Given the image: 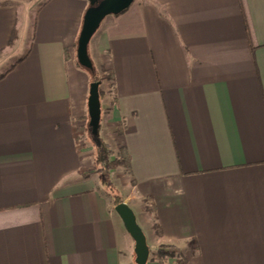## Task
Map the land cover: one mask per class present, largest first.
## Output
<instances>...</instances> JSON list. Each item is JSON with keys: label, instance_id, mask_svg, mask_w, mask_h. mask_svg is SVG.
<instances>
[{"label": "crops", "instance_id": "0c3cea01", "mask_svg": "<svg viewBox=\"0 0 264 264\" xmlns=\"http://www.w3.org/2000/svg\"><path fill=\"white\" fill-rule=\"evenodd\" d=\"M88 8L45 0L30 26L0 4V75L23 57L0 80V264H134L78 137ZM87 56L110 75L100 137L127 154L123 202L150 206L149 251L264 264V0H134L101 21Z\"/></svg>", "mask_w": 264, "mask_h": 264}, {"label": "water", "instance_id": "95a60500", "mask_svg": "<svg viewBox=\"0 0 264 264\" xmlns=\"http://www.w3.org/2000/svg\"><path fill=\"white\" fill-rule=\"evenodd\" d=\"M134 0H101L97 5L87 9L82 28L77 41V61L83 68H92L87 56V46L92 35L106 16L118 15L128 9ZM98 83L89 85L87 101L88 132L93 142L97 144L98 126L100 122L101 104L98 93ZM115 213L122 221L126 233L134 242V264H146L149 257V247L145 235L136 221L133 211L124 202L114 207Z\"/></svg>", "mask_w": 264, "mask_h": 264}, {"label": "trees", "instance_id": "16d2710c", "mask_svg": "<svg viewBox=\"0 0 264 264\" xmlns=\"http://www.w3.org/2000/svg\"><path fill=\"white\" fill-rule=\"evenodd\" d=\"M101 0H89V8L97 5ZM23 57L16 61L5 73L0 75V80L5 78V76L11 72L15 65L19 62H21ZM81 67V66H80ZM90 76V84L91 83H98V93H99V100L100 104L105 98L104 96V82L106 80H110V75L107 73L108 77L102 78L99 77L95 69L92 67L90 69L83 68ZM87 128V127H86ZM88 129V128H87ZM88 134V132H87ZM79 140V139H77ZM97 144L96 146V154L94 156V162L93 165L100 170L102 177H99L100 183L102 186L106 187L109 191H114L111 181H110V173L116 168V167H123L126 171L129 169V161L127 154L123 147L119 148L116 152L113 151V149L105 143L102 138L100 137V122L98 126V137H97ZM110 194V193H109ZM112 201L114 205H117L119 203H122L123 200L120 196L116 195L112 198ZM156 229V227H155ZM173 247L171 246H165V247H159L156 249L155 252L149 253V257L146 264H166L167 260L173 255L170 250H172Z\"/></svg>", "mask_w": 264, "mask_h": 264}, {"label": "rangeland", "instance_id": "374dc122", "mask_svg": "<svg viewBox=\"0 0 264 264\" xmlns=\"http://www.w3.org/2000/svg\"><path fill=\"white\" fill-rule=\"evenodd\" d=\"M45 0H0V4H10L13 6H16L17 9L19 10V12L23 13L25 12L27 14V17L29 19L30 22V26L32 25L33 22V17L35 14V11L37 10V8L44 2ZM109 17V16H106ZM105 17V18H106ZM99 77L105 78L108 77L107 74H99L97 73ZM104 96L105 98L103 99V102L105 100L108 99V97H111L112 95V89H111V81L110 80H106L104 82ZM88 128V126H87ZM88 129H86L85 134H81L80 136V140H83V145H85V155H86V160L89 162V166L86 170L87 174H91L93 176H96L98 178V181L100 183L99 177H102L101 172L99 169H97L94 165V156L96 154V144L93 142L92 137L90 136ZM77 137V138H78ZM124 172H126V170L123 167H116L110 174V181L112 184V187L114 189V191H109L107 190L106 187L102 186V191L108 196L110 197V199L112 200V198L116 195L120 196L123 200V197L125 196V194L122 195V193H125V188L121 187V176L122 174H124ZM110 193V194H109ZM131 194V193H130ZM131 207L128 205V207L133 211L135 217H136V221L137 224L139 225L140 223H142L144 221V216L148 215L150 212V206L148 203L143 202L142 206L140 204H134L133 202L130 203ZM142 207V208H141ZM148 210V211H146ZM145 212V214H144ZM142 225V224H141ZM140 227V226H139ZM142 228V227H140ZM144 231V229H143ZM145 232V231H144Z\"/></svg>", "mask_w": 264, "mask_h": 264}]
</instances>
